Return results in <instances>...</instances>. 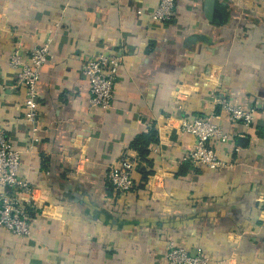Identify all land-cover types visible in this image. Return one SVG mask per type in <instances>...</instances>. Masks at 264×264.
<instances>
[{
	"label": "crops",
	"instance_id": "obj_1",
	"mask_svg": "<svg viewBox=\"0 0 264 264\" xmlns=\"http://www.w3.org/2000/svg\"><path fill=\"white\" fill-rule=\"evenodd\" d=\"M159 1L0 0V128L22 153V177L41 189L31 237L0 227V264H168L170 244L210 264H264V0H215L223 23L205 15L209 0H177L176 17L156 22ZM46 40L32 145L9 60ZM112 51L125 61L105 112L81 67ZM213 93L256 108L249 129L224 121L247 142L236 167L215 171L182 159L195 138L178 129L180 117L211 113ZM153 124L154 171L144 180L138 168L136 191L120 196L109 169L137 156L130 141Z\"/></svg>",
	"mask_w": 264,
	"mask_h": 264
},
{
	"label": "built area",
	"instance_id": "obj_2",
	"mask_svg": "<svg viewBox=\"0 0 264 264\" xmlns=\"http://www.w3.org/2000/svg\"><path fill=\"white\" fill-rule=\"evenodd\" d=\"M177 0H160L151 17L156 22H169L176 17ZM142 10H139V14ZM52 56L51 40L33 46L29 53L21 47L10 56V65L16 71V83L24 87L23 119L31 125V144L40 141L39 82L44 65ZM125 54L118 51L93 54L81 67L89 79L90 103L108 112L113 108L115 84ZM3 85L0 84V91ZM216 106L211 113L193 117H180L178 129L195 138L193 148L182 157L194 168L221 170L236 167L242 147L225 127L224 121L241 123L250 128L255 123L256 108L234 104L230 99L211 94ZM220 106V108H218ZM21 151L12 144L4 128H0V227L17 238L26 239L33 234V224L38 219L36 207L41 191L21 175ZM137 156L124 153L107 175L108 183L120 196H130L136 191L134 173L139 168ZM166 259L168 264H210L202 251L192 254L188 249L170 244Z\"/></svg>",
	"mask_w": 264,
	"mask_h": 264
},
{
	"label": "trees",
	"instance_id": "obj_3",
	"mask_svg": "<svg viewBox=\"0 0 264 264\" xmlns=\"http://www.w3.org/2000/svg\"><path fill=\"white\" fill-rule=\"evenodd\" d=\"M159 142V129L156 124L151 125L141 133L137 134L131 141L130 147L137 152L139 161V172L144 180L154 171L152 158L150 159V148L153 143ZM145 164L146 166H144Z\"/></svg>",
	"mask_w": 264,
	"mask_h": 264
},
{
	"label": "water",
	"instance_id": "obj_4",
	"mask_svg": "<svg viewBox=\"0 0 264 264\" xmlns=\"http://www.w3.org/2000/svg\"><path fill=\"white\" fill-rule=\"evenodd\" d=\"M205 15L209 20L216 23H223L227 17L225 3L216 2L215 0H209L205 8ZM239 144L245 146L247 137L241 136L238 139Z\"/></svg>",
	"mask_w": 264,
	"mask_h": 264
}]
</instances>
